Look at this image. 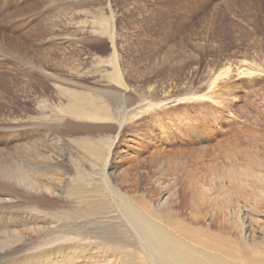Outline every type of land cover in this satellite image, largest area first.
<instances>
[{
	"label": "rangeland",
	"instance_id": "obj_1",
	"mask_svg": "<svg viewBox=\"0 0 264 264\" xmlns=\"http://www.w3.org/2000/svg\"><path fill=\"white\" fill-rule=\"evenodd\" d=\"M18 159L42 166L57 193L15 191L40 199L8 207L15 193L0 191L1 218L20 214L11 229H28L15 260L58 248L77 249L75 264L132 254L117 220L80 217L78 173L107 183L112 201L121 192L154 208L181 239L218 245L214 217L230 195L264 201V0H0V163ZM261 214L263 228L232 235L253 255L264 253ZM11 223L0 234L20 243Z\"/></svg>",
	"mask_w": 264,
	"mask_h": 264
},
{
	"label": "bare ground",
	"instance_id": "obj_2",
	"mask_svg": "<svg viewBox=\"0 0 264 264\" xmlns=\"http://www.w3.org/2000/svg\"><path fill=\"white\" fill-rule=\"evenodd\" d=\"M229 71H230V66H227V67L223 68L220 72H218V76L226 75L229 73ZM242 72H243V70H242ZM117 78L118 79L121 78L119 72H117ZM79 102H80V100H79ZM73 104H70L71 108L73 107ZM77 105L81 106L79 104H77ZM82 105H84V104L82 103ZM85 105H87V104H85ZM74 106H75V104H74ZM71 108H69V109L71 110ZM75 111H74V113H76ZM86 112H88V110H86ZM90 112H92V111H90ZM90 115H92V114H89V116ZM97 115H98V113H97ZM97 115H96V117H97ZM105 115H107V114H105ZM96 117H94V118H96ZM103 117L105 118V116H103ZM107 117H110V116H106V118ZM98 144H96V145H98ZM81 147H83V146H81ZM97 148H98V146H97ZM87 149L89 150V152L91 153V155L93 157L99 158V152L96 149H94L93 147H90V146H88ZM100 151H101V153L103 152L102 150H100ZM102 157H103V154H102ZM237 165H239V164H237ZM251 166H252V164H251ZM246 167H249V166H245V168ZM253 168H251V169H253ZM263 168H264V165H263ZM230 169H232V168H230ZM230 169H228V170H230ZM44 171H45V169H43L42 166L31 165L29 163V161H24V160H20V159H18L17 161L8 160V161L0 163V191L15 193L14 195H11V196L14 197L13 199L17 200L16 204H15V202L12 201L13 204L4 203V205H6L8 207H20L21 205H23V206L28 205V204H26L28 202L34 203V201L36 202L40 199L38 197L37 198H29L30 196L31 197L33 196L34 192L38 193V195L39 194L43 195L45 191H50L52 194L57 193V191L54 190L53 183H51L52 184V186H51L49 184L50 181H48V182L44 181V179H43V177L45 176ZM257 172H258V170H257ZM241 173H243V172H241ZM229 175H230V173H229ZM248 176H249V174H248ZM78 177H79L78 184H74L72 187V188H76V190L73 193H71V195H73V197L74 196L78 197L80 217L86 218V219H91L92 223L98 222V221H103L105 223L107 221H104L103 220L104 218L112 217L114 220L118 221V223L113 225V226L118 227V229L121 228V230L123 231L121 234L125 235V237H123V236L122 237L126 241H123V239H121L120 240V246L122 244V245H125V247H127V248L129 247L130 249H128V250L132 251V254L129 253L128 251H126L127 249L124 247L123 248L125 250H123V248L120 249L119 244H117L119 246L118 247L119 251L123 250L124 255L127 256L123 260L120 259V261H122V262L119 264H264V253L263 252H261L259 254L255 253L253 255V249L252 248L250 250L242 249L240 247L239 242L232 239V235H234L237 239L239 236H241L240 233L241 234L247 233L249 231L248 226L251 224L253 226L256 225V227L259 226V228H263V226H262L263 223L261 224V218H262L261 213L264 211V201H262L261 198H260L261 201H258V200L253 201L252 200V202H250V203L249 202L248 203H242L243 201L241 202L240 199H233L232 196L230 195L231 198L229 196V198L226 201H224V205H223V208L221 210L222 215L218 216V217H214L215 223H216V219L218 220V224L220 225V228H221L223 235H222L221 239H219V241L217 242L218 245H216V244L213 245V244H211V243H213L210 240L211 237L208 240L209 242L200 241V240L198 242H194L197 240V239L194 240V238H193L194 241L193 240L192 241H190V240L185 241L183 237H182L183 239H181L179 236L175 235L176 233L169 231L166 228L167 226L164 227V223L163 224L161 223V218L159 217L157 211H154L155 210L154 208L151 207L149 209H153V210H149V212L146 210L147 212H145L142 210L143 208L141 209V208H139V206L137 207V204L135 205V203H133L130 200V198L128 199V198L120 195L121 192H119V194H117V201H112V199L109 196V192L111 194V190L109 189L110 190L109 191L108 188L106 187L108 185L107 183H105L102 187H100V185L98 183L91 182L92 180L89 179V177L84 173H78ZM255 177H256V175H255ZM242 178H243V176L241 177V179ZM234 179H235V176H234ZM247 180L248 179H246V181ZM243 181L245 182V180H243ZM250 181H252V180H250ZM241 182H242V180H241ZM248 182H249V180H248ZM59 184H61V182ZM260 184L261 183H259V185ZM262 184H264V183H262ZM109 185H111V184H109ZM250 185H251V183H250ZM252 185H254L253 182H252ZM223 186H224V184H223ZM262 186H264V185H262ZM225 187L227 189L226 185H225ZM230 187H232V186L230 185ZM257 188H256V191H257ZM222 189H224V188H222ZM226 189H224V190L226 191ZM244 189H245V187H244ZM254 189H255V187H254ZM261 190L259 192H262ZM15 191H23V194L25 193V195L27 194V196H29V197L23 198L25 201L23 199L21 200L22 197L16 195L17 192H15ZM239 191H237V192H239ZM243 191H245V190H243ZM116 192H118V190ZM255 193H257V192H255ZM247 196H248V194H247ZM33 197H35V196H33ZM222 197H224V196H222ZM238 198H241V197H238ZM250 198H251V196H250ZM73 199H75V198H73ZM0 203L3 204V202H0ZM37 203H39V202H37ZM159 205H161V204H159ZM167 205H165V206H167ZM169 206H168V208H169ZM219 206H221V204ZM160 207H163V206H160ZM160 207H159V209H160ZM163 211H164V209H163ZM166 211L167 210L165 209V212ZM166 214L169 215V211ZM10 215L11 214L6 215L5 217H2V218H1L2 215H0V228H1V226L4 227L3 223L5 221L8 220V221L12 222L6 230H4V228H5L4 227L1 231H3V230L8 231V232L14 231L15 235L11 234V236H15V237L20 238V239L16 240V242H20V240L23 239V236L25 234L24 231H27L28 229H21L19 231V230L13 229V228L11 229V226L14 227V226L19 225V223H22L24 221V217L21 216L20 214L14 215V212H13V214H12L13 215L12 218L14 219L13 220L11 218L12 215L11 216ZM172 215L170 214V216H172ZM58 216L56 215V217L54 218V221L57 220ZM50 217L53 218L54 216L52 215ZM59 217H61V216H59ZM59 217H58L57 221H60ZM220 217H222L221 220H220ZM234 218L236 219L235 220L236 224L234 226H232L231 223H232V219H234ZM50 221H51V219H50ZM43 222L46 223L47 220H44ZM50 223H52V221ZM111 224L112 223L110 222L109 225H111ZM170 224H172V223L170 222ZM184 225L182 224L181 226H184ZM35 226H32L31 228H29L30 229L29 232ZM38 226H37V228H38ZM181 226L179 228H181ZM47 227H49V226H47ZM110 227L111 226H109V231H110ZM233 228H236V229L233 230ZM35 229H36V227H35ZM113 230H116V229H114V227H113ZM239 230H240V232H239ZM32 231H34V229ZM112 234H114V233H112ZM249 234L251 235V233H249ZM249 234H248V236H249ZM178 235L181 236V234H178ZM113 236H116V235H113ZM119 236L120 235H118V237ZM96 237H97V235H96ZM105 237H106V235H105ZM208 237L209 236L207 235V238ZM109 238L110 237H108V239ZM137 238H140L141 240H143L144 243L143 242L139 243ZM215 239H216V237H215ZM215 239H212V240L216 241ZM241 239H242V237H241ZM111 240H113V239L111 238ZM203 240H205V239H203ZM7 241H9L7 236L0 234V252H1L0 257L2 258L1 260L4 261V264H75L77 261V257H76V255L78 254L77 249H73V248L71 250H65L63 248H61V249L58 248L56 251L50 250V251H44V253H39V255L43 254V257L38 256L37 254L36 255L33 254V255H30L27 259L15 260L13 258H15V256L19 255L20 250H22L24 248V246L22 248L20 246H22L24 244L23 243L21 244V242L15 243L12 241L14 243V245L12 246V245H10L12 242L9 243ZM210 241H211V243H210ZM110 243H113V242L110 241ZM104 244H107V243H104ZM108 244H109V241H108ZM87 246L86 245L79 246L78 252L81 253L82 256L84 255L83 257H85V258H92L94 256V252L93 251L91 252V250L88 249ZM98 246H99V243H98ZM98 246L96 247V249L98 248ZM107 246L113 247L114 245H107ZM249 246H251V245H248V248H249ZM115 249H116V246H115ZM134 252L135 253L138 252L137 254H140V257H141L140 260H136L137 258H135L134 255H136V254H134ZM104 253H106V252L104 251L103 254ZM110 253H111V251H110ZM112 255H113V253H112ZM136 256H138V255H136ZM99 259H100V256H99ZM112 260H113V258H112ZM104 262H106V261H104ZM109 263H111V262L109 261ZM117 263H118V261H117ZM117 263L115 262V264H117ZM90 264H91V262H90Z\"/></svg>",
	"mask_w": 264,
	"mask_h": 264
}]
</instances>
